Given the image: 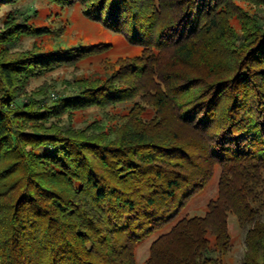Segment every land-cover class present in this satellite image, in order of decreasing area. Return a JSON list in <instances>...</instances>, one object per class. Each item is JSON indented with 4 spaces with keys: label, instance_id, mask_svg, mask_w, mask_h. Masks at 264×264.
Masks as SVG:
<instances>
[{
    "label": "trees",
    "instance_id": "1",
    "mask_svg": "<svg viewBox=\"0 0 264 264\" xmlns=\"http://www.w3.org/2000/svg\"><path fill=\"white\" fill-rule=\"evenodd\" d=\"M45 1L79 6L142 50L52 99L44 85L27 91L32 78L109 46L15 51L52 29L34 24L36 10L4 16L0 264H137L157 234L144 264H226L230 214L244 231L241 264H264V0ZM89 109L101 118L77 126ZM216 166L205 215L172 224Z\"/></svg>",
    "mask_w": 264,
    "mask_h": 264
},
{
    "label": "rangeland",
    "instance_id": "2",
    "mask_svg": "<svg viewBox=\"0 0 264 264\" xmlns=\"http://www.w3.org/2000/svg\"><path fill=\"white\" fill-rule=\"evenodd\" d=\"M240 6L248 11H258L260 8L256 4H250V2H241ZM27 10H29L30 14H33L32 11L36 10L37 17L33 18L35 25H45L51 28L52 32L49 36L43 38L23 37L16 46L15 51L23 52L30 49L33 42H40L41 46L44 45L46 49L54 51L60 48L89 47L98 44L109 46L106 52L102 54L78 61L71 66L59 67L43 76L32 78L27 86V91L37 90L44 85L49 87V96L52 99L65 94L72 95L75 91L74 81L76 79H88L97 76V74L101 75L106 72L108 62L113 63L118 58L126 56L136 57L141 53L142 47L139 44L130 43L123 34L106 28L102 22L89 19L83 14L81 8L76 5L60 9L45 0H20L14 4L2 5L0 6V30L3 27L5 15L15 12L20 16V13H25ZM235 25L238 29V22ZM118 110H122V107H118ZM94 113L101 118V111L98 113L92 109L87 110L88 115H84V117L82 116L83 113H77L76 125L81 126L84 124L85 119L89 120L90 114L93 117ZM143 114L146 119H150L154 115V110L152 107H145ZM219 174L220 169L216 166L208 185L193 196L186 205H183L176 214L172 224L185 217H203L205 215L208 207L207 203L217 196ZM228 228L231 235L232 248L223 257V261L226 264H241L246 250L245 236L244 231L239 227L237 218L233 214L229 215ZM157 236L158 234L150 237L137 248V264H144L149 255L150 245Z\"/></svg>",
    "mask_w": 264,
    "mask_h": 264
}]
</instances>
